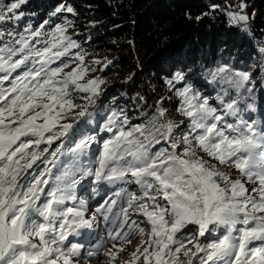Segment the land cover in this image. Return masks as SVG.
<instances>
[{
	"label": "snow or ice",
	"instance_id": "6c2138e0",
	"mask_svg": "<svg viewBox=\"0 0 264 264\" xmlns=\"http://www.w3.org/2000/svg\"><path fill=\"white\" fill-rule=\"evenodd\" d=\"M25 3L0 0V264H79L83 245L68 238L90 229L96 216L85 218L82 200L73 206L67 202L76 200L72 189L87 176L140 188V195L125 193L127 207L120 209L125 219L114 235L109 230L113 241L130 242L134 230L145 234L137 221L128 223L129 209L150 226L148 239L132 253L129 264L141 257L143 264H264V120L245 117L256 111L247 102L252 93L248 85L254 84L250 74L217 68L211 73L213 82L226 87L214 103L191 85L178 89V111L188 119V130L179 139L173 135L179 126L158 108L148 123L119 126L103 141L97 168L74 166L53 174L65 154L62 138L74 129L67 121L90 115L87 105L74 102L72 90L90 93L85 99L92 103L103 81L79 83L89 69L78 53L77 68L64 72L68 64L62 58L79 47L67 35L71 22L56 25L49 33L43 32L48 21L37 29H9L6 25L23 17L18 10ZM239 6L243 10L247 5L240 0ZM64 11L76 14L62 4L53 15ZM230 16L233 21L248 19L239 13ZM57 61L60 65L52 67ZM184 79L177 72L167 83L174 86V81ZM115 117L113 113L109 118L110 132L116 127ZM127 124L125 117L122 125ZM95 140L86 137L67 151L79 154ZM162 142L167 146L156 148ZM218 165L234 169L238 178L232 179ZM249 184L254 186L249 189ZM111 211L110 206L107 212ZM125 226L128 231H123ZM220 230L217 239L206 243L200 239ZM102 247L87 254H99ZM103 255L109 264L116 259L111 249H104Z\"/></svg>",
	"mask_w": 264,
	"mask_h": 264
},
{
	"label": "trees",
	"instance_id": "16d2710c",
	"mask_svg": "<svg viewBox=\"0 0 264 264\" xmlns=\"http://www.w3.org/2000/svg\"><path fill=\"white\" fill-rule=\"evenodd\" d=\"M243 2L247 6L241 10L240 0H26L19 9L23 17L6 26L23 31L29 21L35 28L48 21L43 32L49 33L69 21L67 31L76 30L71 38L79 47L70 50L74 58L63 61H77V53L84 59L103 60L100 76L109 83L92 97V103L77 98L88 104L90 115L81 117L71 131L72 141L92 134H100L102 140L106 136L101 134L102 126L113 113L119 126L127 129L151 121L158 108L178 111L177 90L186 85L214 103L226 87L213 82L211 73L220 67L250 74L254 84L248 85L252 93L247 102L256 111L245 117L264 120V0ZM62 4L73 7L76 14L53 15ZM231 13L248 19L233 21ZM138 61L144 72L152 74L149 93L140 81L141 73L133 74ZM177 72L185 79L170 86L167 81ZM125 117L128 124L122 125Z\"/></svg>",
	"mask_w": 264,
	"mask_h": 264
},
{
	"label": "rangeland",
	"instance_id": "374dc122",
	"mask_svg": "<svg viewBox=\"0 0 264 264\" xmlns=\"http://www.w3.org/2000/svg\"><path fill=\"white\" fill-rule=\"evenodd\" d=\"M27 26H31L33 29H37L34 27V22L32 21L27 22L26 27ZM8 28L12 29V27H8ZM75 32L76 30L72 29L71 31H67V35L71 37ZM43 38L46 37H42V39ZM74 56L75 55L69 54L68 56L63 58H74ZM65 63L68 64V67L64 68V72H71L72 69L77 68V65L80 63V61L77 59V61L65 62ZM102 64H103V60L101 59H95L92 57H86L85 59H83V66L88 68L89 70L87 74L84 76V78L79 81V83L82 84L86 83V81L89 79H99L103 81V83L99 85V90L105 83H109L107 79H104L100 76V67L102 66ZM59 65H60V61H57L55 64L52 65V67H57ZM137 71L141 73L140 81L142 82L146 92L149 93L152 87V74H150L149 72L147 73L144 72L143 65L141 64L140 61L137 62V68L136 70L133 71V74H136ZM124 78H128V77H124ZM75 93L76 95H74ZM81 93L84 92H78L72 90L71 94L74 99V102L77 105L88 106V104L85 102L77 101V98L78 99L85 98V96L81 95ZM79 110L80 109L77 108L74 110V112H78ZM165 110H166L165 119L170 120L175 125L179 126L173 129V135L176 136L177 139H179L180 134L188 130L187 128L188 122L185 121L187 120V117H185L179 111H176L172 108H167ZM67 122L74 123V129L76 128V125H78L77 124L78 121L69 120ZM115 125L116 127H113V131L111 132L108 131L107 128L111 126L109 124V118H108L101 129V134L106 135L104 136V139L101 140L99 138L100 134L89 135V136H94L96 138L95 142L91 143L89 148L83 150V152L76 155H73L71 152H68L67 150L73 148L77 143H79L80 140L72 141L73 136L71 132L67 137L62 138L64 143L63 151L65 152V154L59 157L57 168H53L52 170L53 174H59V172L63 171L65 168H72L74 166L82 169L97 168L99 157L103 148V141L112 138L114 132L117 131V128L119 127V123L116 117H115ZM91 126H95L94 122H91ZM59 143L60 141H57L56 144L52 145V148H55ZM166 146L167 145L162 143L158 148L166 147ZM179 150L180 149H178V151ZM200 154L204 155L203 153ZM205 159H210V158L205 156ZM211 163L215 164L216 161L211 160ZM218 167H220L221 170L223 171H228L232 179H236L239 176V173L236 172L234 169L231 170L225 169L219 165ZM247 186L249 187V189H251L254 185L249 184ZM72 191L75 194L76 200L74 202L73 201L67 202V206H73L74 204L78 205L79 202L82 200L87 206V211L85 212V218L91 219L92 214H95L96 216V219L95 221H93L92 227L90 229H82L83 234H86V237L89 239L87 242H84L83 240L79 241L78 238L73 240L74 236L72 235H70L68 238V241H70L71 243H79L83 245V247L80 249V256L77 258L79 260V264H109V258L103 255L104 249H111L115 253L116 259L115 261H113V264H129V262L132 261V253L136 251L137 247L141 245L142 241H146L148 239L147 232L150 226L147 223L142 222L145 220L143 216L129 209L128 223L130 224L133 220L137 221V223L140 224V227L145 228V234L140 235L137 231L134 230L130 234L129 237L130 242H125L120 240L113 241L109 237V230L111 229L114 235L117 230H120V224L125 219L124 214L120 211L122 207L124 208L127 207V203H126L127 195L125 193L127 194L135 193L136 195H140V188L134 183L124 184L118 182L114 184H109L105 181L97 182L94 176H87L84 179L79 180V183L72 189ZM112 201H116L115 205H112ZM101 205H103V208H101L100 212H97V208H100ZM110 206L112 207V211L109 213L107 212V209ZM105 215H107L108 217L107 221H105L104 219ZM113 220H115L114 226L112 223ZM123 231H128L127 226H125ZM192 231L195 232L194 227H192ZM222 232L223 230H220L216 233H213L211 236H208L207 239L203 237H201L200 239L206 243L208 240L217 239L222 234ZM122 234L123 233H121V235ZM68 241H66L65 243L67 244ZM113 244H115L116 247H113ZM99 245H103V247L99 249V254L92 256H89L87 254L89 251H96ZM187 246L189 248L192 247L191 244ZM136 264H143L142 257L140 260L136 261Z\"/></svg>",
	"mask_w": 264,
	"mask_h": 264
},
{
	"label": "bare ground",
	"instance_id": "6f19581e",
	"mask_svg": "<svg viewBox=\"0 0 264 264\" xmlns=\"http://www.w3.org/2000/svg\"><path fill=\"white\" fill-rule=\"evenodd\" d=\"M80 232H81V235H79L78 237L74 236L73 240L78 238L79 241L83 240L84 242H87L89 239L86 237V234H83L82 229L80 230Z\"/></svg>",
	"mask_w": 264,
	"mask_h": 264
}]
</instances>
